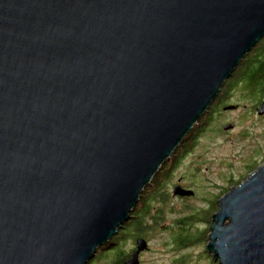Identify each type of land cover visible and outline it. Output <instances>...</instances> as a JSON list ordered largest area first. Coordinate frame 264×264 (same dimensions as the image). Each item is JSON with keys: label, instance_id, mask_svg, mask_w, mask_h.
I'll use <instances>...</instances> for the list:
<instances>
[{"label": "water", "instance_id": "95a60500", "mask_svg": "<svg viewBox=\"0 0 264 264\" xmlns=\"http://www.w3.org/2000/svg\"><path fill=\"white\" fill-rule=\"evenodd\" d=\"M263 39L264 0H0V264L92 261ZM211 219L264 264V163Z\"/></svg>", "mask_w": 264, "mask_h": 264}, {"label": "rangeland", "instance_id": "374dc122", "mask_svg": "<svg viewBox=\"0 0 264 264\" xmlns=\"http://www.w3.org/2000/svg\"><path fill=\"white\" fill-rule=\"evenodd\" d=\"M238 95V93L230 95L227 103L235 105V109L222 112L220 118L217 117L218 113L207 115L208 124L206 123L202 130H198L201 132L198 136V133L195 134L197 137L194 145L186 150L182 157L180 156L181 161L173 162L171 156L142 192L137 205L155 193L161 194L165 200L161 203L157 202L160 197H152L154 201L149 199L146 203L150 204L149 207L151 206L147 215L148 228L139 237L147 241L148 249L140 253L139 264H218V260H215L207 251L210 224L204 223L207 216L214 212L215 202L213 201L221 198L222 192L237 186L258 168L245 169L249 161L252 160L257 166L264 163V114L258 116L254 111L259 103L253 99L258 100V97L250 99V97ZM210 110L215 112L217 106H211ZM229 123H233L234 128L225 132L223 127ZM188 147L189 144L183 149ZM164 168L169 170L164 179V186L160 187L161 185H156L158 182H154V179H160L167 172V170L162 172ZM161 180L162 178L160 184H162ZM232 181L238 184H233ZM175 183L193 190L194 195L173 197L169 185ZM153 196L156 197V194ZM191 213H196L197 218L191 219V223L185 220L183 225L180 221L187 219L184 217ZM155 216L161 218H154ZM211 221L210 218V223ZM119 232L112 239L113 243L119 237ZM180 235L183 238L187 236L188 240L185 242L196 241V245L186 247L179 245L182 242V238L178 237ZM123 240L120 248L110 252L108 257L94 259L88 264H107L108 262L110 264L116 258L119 249L130 255L135 242L131 238ZM110 258H112L111 261Z\"/></svg>", "mask_w": 264, "mask_h": 264}, {"label": "trees", "instance_id": "16d2710c", "mask_svg": "<svg viewBox=\"0 0 264 264\" xmlns=\"http://www.w3.org/2000/svg\"><path fill=\"white\" fill-rule=\"evenodd\" d=\"M235 93H238L239 94L238 96L240 97L247 96L248 98L250 97V99L258 97L257 98L258 100L253 99L255 102L262 100V98L264 97V39L261 40L257 44V46L242 60V62L237 67L236 71L233 73L231 78H229L225 82L222 90L220 91V94L216 98V101H214L211 106L217 104L219 101H220L219 103L229 102L230 95H234ZM210 108L205 113V115L202 117L199 124L193 128L190 135L184 138L183 142L175 150L174 154L172 155V158L176 154L177 151L179 152L184 147L182 145L184 144L186 145L187 143L189 144V141L192 140L194 136H196L195 134L196 133L199 134L198 130L199 131L202 130V128H204V126L208 124L206 122L207 121L206 119H207L208 113L211 111ZM256 167H257V164H254L253 166L250 167V170H254L256 169ZM165 170H167V168H164L162 172ZM168 170L161 177L162 184L159 183L161 178L154 179V182H158L156 183V185L163 186L164 179H166ZM231 183L238 184V182H233V181ZM227 191L228 190H225V192L224 193L222 192L223 194L221 193V195H224ZM155 194H156V197L153 196ZM155 194H151L150 198L148 197L149 199H151L150 201H154L152 200V197L153 198L160 197L157 202H161V203L164 202L165 198H163L161 194H158V195L157 193ZM146 203L147 201L145 200L141 201V203L137 205L136 209H134V211L131 213L129 220L123 224L119 232V237H117L116 240H114V242H117V243H114V245L111 246L113 244V240H111L107 245L102 247L103 249L102 248L99 249L98 251L99 253L95 255L94 259L99 260L101 258L108 257L110 252L115 251L116 248L118 247L120 248L121 242L124 241L123 239L125 238L130 239L132 237L134 238L136 236H142L143 233H145L144 231L146 230V228H148L147 215L150 212V208H151V206L149 207L150 204L147 205ZM217 209H218V204L217 202H215L214 208H213L214 210L213 214L217 211ZM213 214L207 216V219L205 220L206 222H204L205 224L207 225L210 224V218L212 217ZM184 218H187V219H183L180 221L183 223V225H185L184 223L186 222L185 220L190 221L193 218H197V214L191 213ZM191 222L192 221H190V223ZM178 237L182 238V242H180L179 245H183L184 247L196 245L195 244L196 241L194 240H192V242H189V241L185 242L186 240H188L186 235L184 236V238L182 235ZM127 257H129V255L127 253H124L121 249H119L116 258L113 260L112 258H110V261L112 260L110 264H122L124 259Z\"/></svg>", "mask_w": 264, "mask_h": 264}, {"label": "flooded vegetation", "instance_id": "af4514ba", "mask_svg": "<svg viewBox=\"0 0 264 264\" xmlns=\"http://www.w3.org/2000/svg\"><path fill=\"white\" fill-rule=\"evenodd\" d=\"M222 99V98H221ZM216 101V100H215ZM264 100H260V101H258V103H259V105H260V103L261 102H263ZM220 102V101H219ZM217 103V104H215L216 106H217V110L215 111V112H213V111H211V112H209L208 113V115L209 114H216V113H218V118H220L221 116H222V112H226L227 110H225V107L226 106H228V102H226V103ZM258 105V106H259ZM258 106L257 107H255L254 108V111H255V113L257 114V109H258ZM218 109H220V110H218ZM221 114V115H220ZM258 115V114H257ZM217 119V118H216ZM233 124V123H232ZM225 132H228V131H225ZM201 132H199V134H200ZM198 134V135H199ZM197 135V136H198ZM197 136H194V138H192V140H190V142H189V147L188 148H186V149H181L178 153L176 152V154L173 156V162L174 161H178V160H180L181 161V157L185 154V152H186V150H188L190 147H192L194 144V140H195V138L197 137ZM188 144V143H187ZM187 144L185 145H182V146H184V148L187 146ZM264 151V150H263ZM179 156V157H178ZM181 156V157H180ZM254 165V163H253V161L251 160V161H249L247 164H246V166H245V169H248V168H250L251 166H253ZM258 167V166H257ZM164 186V185H163ZM163 186H161V187H163ZM170 186V190H172V192H171V194L173 195V197H175V198H179V197H185V196H181V195H179L178 193H175V191L177 192H179V191H182V190H191V189H186L187 187L186 186H181V185H179V183L178 184H170L169 185ZM193 191V190H192ZM150 198V197H149ZM149 198H147L146 199V201H148L149 200ZM218 200L219 199H217L216 201H217V204H218ZM216 201H213V202H216ZM154 218H158V219H160L161 217H158V216H155ZM138 238H143V237H139V236H136V237H132L131 239H133V242H135V244H136V240L138 239ZM147 242V241H146ZM114 243H117V242H114ZM114 243L111 245V246H113L114 245ZM110 246V247H111ZM135 250V247H133L132 248V250H131V254H132V252ZM131 254L129 255V257H127V258H125L124 259V261L122 262V264H124V262L127 260V259H129L130 258V256H131Z\"/></svg>", "mask_w": 264, "mask_h": 264}, {"label": "bare ground", "instance_id": "6f19581e", "mask_svg": "<svg viewBox=\"0 0 264 264\" xmlns=\"http://www.w3.org/2000/svg\"><path fill=\"white\" fill-rule=\"evenodd\" d=\"M229 191V190H228ZM227 191V192H228ZM226 192V193H227ZM225 193V194H226ZM220 199V198H219ZM113 238H111L110 236L103 242V243H101L99 246H98V248L100 249V248H102V247H104L105 245H107L111 240H112Z\"/></svg>", "mask_w": 264, "mask_h": 264}]
</instances>
